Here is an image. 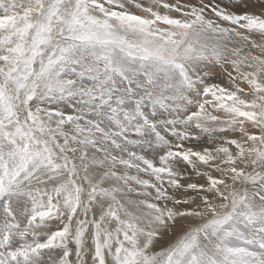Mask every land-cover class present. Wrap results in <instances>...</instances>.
<instances>
[{"label":"snow or ice","instance_id":"obj_1","mask_svg":"<svg viewBox=\"0 0 264 264\" xmlns=\"http://www.w3.org/2000/svg\"><path fill=\"white\" fill-rule=\"evenodd\" d=\"M0 264H264V0H0Z\"/></svg>","mask_w":264,"mask_h":264}]
</instances>
